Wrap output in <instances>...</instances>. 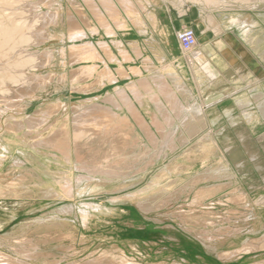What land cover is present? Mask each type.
Masks as SVG:
<instances>
[{
  "label": "rangeland",
  "instance_id": "1",
  "mask_svg": "<svg viewBox=\"0 0 264 264\" xmlns=\"http://www.w3.org/2000/svg\"><path fill=\"white\" fill-rule=\"evenodd\" d=\"M58 1V5H40L35 11V16L59 12L58 22L45 27V39L38 44L22 45V55L10 51L7 57L13 63L27 58L28 52L29 58L53 53L51 64L33 69L34 62L30 61L21 68L12 67L10 74L0 72L6 86L10 85L8 90L14 92L19 87L11 88L13 74L24 73L25 80L33 73L51 77L50 86L38 88L36 97L19 99L13 97V92L11 96L17 105L5 107L3 113L0 110V252L26 264H84L97 259L105 264H263L264 249L226 261L219 258L264 237V184L249 193L230 170L222 172L219 178L212 171L216 163H238L240 156L249 154L235 152L238 146L233 141L239 138L238 134L225 135L224 152L223 144L215 143L220 140L203 129L207 128L203 118L194 119L197 128L184 125L186 105H182L179 117H175L173 106L160 112L164 120L156 119L152 105L144 106L150 116L148 125L133 103L130 116L134 119L130 122L135 128L131 125L130 135L117 142L120 145L115 147L102 135L73 138V105L86 100L102 103L103 97L109 91L114 93L116 87L104 88L100 84L83 93L72 85L70 75L78 65L69 61L66 17L73 11L74 0ZM85 31L91 39L90 32ZM185 31H191L196 39L192 29L178 30L175 38L180 50L178 33ZM95 35L91 33L92 37ZM60 51L65 56H58ZM61 76L65 78L62 82ZM89 81L92 83H86ZM127 83L121 80L118 86ZM59 102L63 109L44 124L28 125L31 118ZM128 112L123 110L119 115ZM244 115L245 122L256 118L264 123L263 114L256 112L251 118L249 112ZM166 118L175 125L162 142L163 137L157 134L168 130ZM151 133L157 138L149 140ZM249 144H244L242 150L253 148ZM155 180L158 181L154 183ZM242 195L246 198L243 205L235 204L234 199Z\"/></svg>",
  "mask_w": 264,
  "mask_h": 264
},
{
  "label": "crops",
  "instance_id": "2",
  "mask_svg": "<svg viewBox=\"0 0 264 264\" xmlns=\"http://www.w3.org/2000/svg\"><path fill=\"white\" fill-rule=\"evenodd\" d=\"M128 1L130 9L118 5L119 24L107 16L110 33L98 25L94 38L90 33L95 42L108 46L106 53L96 43L97 52L104 59L109 56L106 66L115 74L107 85L135 86L137 96L132 104H137L145 123L150 117L146 105H152L158 120H164L160 112L174 106L175 97L177 104L191 109L185 110L189 119L194 108L203 106L202 116L195 113L194 119L205 120L207 128L203 129L221 141H215L216 145L222 143L226 152L225 135L238 134L239 138L233 141L238 146L235 152L249 153L240 156L238 163H216L213 171L217 178L230 170L249 193L262 187L264 131L258 133L256 129L264 130V123L256 118L245 122L244 114L249 112V118L256 112L264 115V0ZM184 28L192 29L196 36L197 55H193L191 65L185 61L186 55L175 38V33ZM121 53L129 58L124 59ZM97 64L104 65L99 61ZM119 69L122 73L117 74ZM121 80L128 83L118 86ZM165 94L170 96L167 102ZM122 109L128 111L125 106ZM130 115L128 112L123 117L133 120ZM248 142L253 148L243 151L242 146Z\"/></svg>",
  "mask_w": 264,
  "mask_h": 264
},
{
  "label": "bare ground",
  "instance_id": "3",
  "mask_svg": "<svg viewBox=\"0 0 264 264\" xmlns=\"http://www.w3.org/2000/svg\"><path fill=\"white\" fill-rule=\"evenodd\" d=\"M34 2H35V0H0V64L5 63V62L8 63V64H6L7 66L6 65L0 66V72L1 73L6 71L8 74H10L11 73L10 69H12V67L21 68L22 66L30 63V61L34 62V65H32L33 69H34V67L39 68V66L44 67V66H47L48 64H51L52 59L55 58L53 53H43L40 56H38L39 58H33V57L29 58L28 55L30 54V52H28V54H26L27 58H21L20 60H17L16 62L12 63V62L8 61V59H7L8 55L11 54L10 51H13V53L18 52V54H17V56H18L21 54L20 50L22 49V47L25 46L27 43L32 42V43L38 44L39 42L44 40L45 39V27L47 25L53 24L55 22V20H56V22H58L57 16H59V12L47 13V14H43V15H39V16L34 15L35 11L39 8L40 5L46 6V7L47 6L51 7V6H53L54 2L55 3L57 2V5H58V3H59L58 0H41V1L36 2V3H34ZM208 4L210 5V3H208ZM118 5L120 7H122L123 9H130L131 2L128 0H79V2L76 3V1L74 0L73 5H72L73 11H69V12L67 11L68 12L67 17L65 16L66 17V23H67V36H68L67 38L70 41L69 61H70L71 65L72 64L78 65V68L74 69L70 75L72 78V85L74 87L78 88L79 90H81V92H83V93L86 92L85 90L90 91L89 89H92L93 87H99L100 84L103 85L104 88L107 87V83L111 82V80L115 76V74L106 66V60L108 59L109 56H106L107 58L104 59L101 56V54H99L96 50V43H97V45L99 47L103 48L104 50L106 49V53L107 52L109 53V51H107L108 46H106V43H103V42L102 43H99L97 41L95 42L93 39L94 37L89 39L86 35L85 30H87L88 32H90L94 35L97 33L96 30L98 28L96 27V25H98L103 29L105 28L107 30V32L110 33V30L107 29V28H109V25L106 22V20L108 19L107 16L111 20L114 21V24L117 22L115 25L119 24L118 23L119 20L117 21V15H119L118 14V10H119ZM135 12H136V10H135ZM129 13L131 14V12H129ZM126 15H128V14L126 13ZM130 17H132V15H130ZM135 18H133V19H135ZM140 23H142V22L140 21ZM64 26H66V25H64ZM195 47H196V39L194 40L193 44L188 49H185L184 47H182V49H181L183 52L184 51L186 52L184 55H186L185 61L187 62L188 65H191L193 63L192 62L193 61V55H195L197 52V50H195ZM58 53H59L58 56H60V57L65 56V53H62V51H60ZM122 55H123L124 59L129 58V57H126L124 54H122ZM195 57H197V56H195ZM98 61L104 63V65L103 64L102 65L105 67H103L102 65H98L97 64ZM198 63H199V61H198ZM66 64H67V62H66ZM23 70H22V72H23ZM14 73H16V72H14ZM120 73H122V72L121 71L119 73L117 72V74H120ZM23 74L24 73H22V75L21 74L20 75L19 74L18 75L13 74V76H12L11 88H18L19 87L17 90H15V92H14V89H13V91L8 90L10 85L6 86L4 79H2V77H0V82L2 83V89H0V110L2 111V113L6 112L5 107L8 109H11L12 107H15L17 105L14 103L11 95L15 94L13 97H16L19 99L21 97L27 98L29 96L30 97H36L37 96L36 90L38 91V88L42 87V89H43L44 87L46 88L47 86L48 87L50 86L51 77L43 78L41 75L37 76L33 73L30 76H28L29 78L27 77L29 80L28 79L25 80L26 77ZM8 79L11 80V77H9ZM64 79H65L64 76H61L59 81L62 82V81H64ZM87 80H91L92 83L89 81L91 84L90 83L87 84L86 83ZM66 81H68V80H66ZM28 83H30V84L26 85V87H24L25 84H28ZM140 83L142 84V83H146V82L141 81ZM43 91L44 90H41V93H40L41 96H43ZM136 91H137V89L133 85L129 86L127 88H122V89H116L115 88L114 93L109 91L108 94H106V96L103 97L102 103L96 102L97 100H94V101L86 100L82 104H79V105L74 104L73 109H72V118L73 119H72V127H71V128H73L74 135H75V137H73V138H75V140H76V138H78L79 136L80 137L81 136L94 137L97 135H102L103 137H105V139H110L111 144L115 145V147H116L117 142L119 143V140L126 139V137H128L132 131L131 130L132 129L131 128L132 123L130 122V119L127 117H123V115H119V112L123 111L122 106H126L125 108H128L129 113L132 114V110H133L134 106L132 105L131 102H132L133 97L136 99V96H137ZM13 92H14V94H12ZM126 92L128 93L129 96H127L125 94ZM35 93H36V95H35ZM163 98L167 102V100L170 98V96L168 94H165ZM177 99L178 98L175 97V103H174L173 110H172L175 113V117H179V116H177V114H180V112L182 110V106L177 104V101H178ZM119 103H121V105ZM2 106L4 107V109ZM51 107L53 109H50ZM51 107H48V110L42 112L41 115L38 114V115H36V117L34 116L33 119L31 118L30 121L28 122V125L35 127V125L44 124L51 117V115H53L56 112L63 109L64 105H62V102H59L58 105L51 106ZM186 107H188V106H186ZM194 109H196V111ZM194 109H192V110H194V111H192L193 112L192 114H194V115H195V113L200 114V112L202 111V109H198V108H194ZM194 115H191V117H190L191 122H187L188 119L186 117L185 118L187 120L184 118L185 119L184 120L185 126L188 125L189 128L190 127L197 128L193 122L194 118H195ZM170 116H172V115H170ZM196 116H197V114H196ZM1 119H2V116H1V112H0V124L2 123ZM15 125H17V124H15ZM165 125L167 126L168 130H166V128H165V130H161L157 134V136H160V138L163 137V139H161L162 142H164L167 132L171 131V129L173 128L175 123L173 120L166 118ZM1 127L2 126H0V128ZM132 127L135 128L133 125H132ZM181 127H183L182 124H181ZM192 128H191V130H192ZM185 130H187V129H185ZM58 131H60V130H58ZM191 133L195 134L196 131H195V133L194 132H191ZM59 134H60V132H59ZM148 136H149V138H148L149 140H152L153 138H157V136L153 133L148 134ZM113 138L115 140H111ZM47 140H46V142H47ZM182 140H183V138H182ZM90 141H92V140L90 139ZM74 144L75 143L73 141V145ZM120 144H117V145H120ZM113 150L115 151V149H113ZM120 151H121V149H120ZM116 152H118V148H117ZM114 155H115V153H114ZM88 157L89 156H87V158ZM108 157H109V155H107V158ZM109 158H111V157H109ZM212 169H214V168H212ZM206 170H208V168ZM209 170H211V169H209ZM199 175H202V174L199 173ZM199 175H197L198 177H196V179L199 178ZM163 176H167V175H163ZM206 176L207 175H205V177ZM202 178L203 177H201L200 180ZM206 178H208V177H206ZM210 178H212V177H210ZM158 180H155L154 183ZM194 182H198V181L194 180ZM203 182H204V180H203ZM193 185H194V183H193ZM205 188H207V187H205ZM148 190H146V191H148ZM69 191L71 192L70 189H69ZM144 191H145V189H144ZM70 192H69V194H70ZM10 193H12V192H10ZM160 193L162 194V192H160ZM198 194H201V193H198ZM142 195H143V193H142ZM176 196L177 195H175V197ZM196 197H197V195H196ZM243 200H246V198L242 195L241 197H236V199H234V202H235V204L238 203L240 205V204H242ZM147 204H148V202H147ZM192 204H194V203H192ZM239 214H242V212H239ZM234 215H237L236 212ZM208 224H209V222H208ZM63 225H64V223H63ZM67 235H68V233H67ZM59 237H60V235H59ZM24 240L25 239H23V242H24ZM16 243H18V241ZM29 244H31V243H29ZM34 246H36V245H34ZM259 249H264V237L253 241L251 244L244 245L242 248H239L237 250L230 251L227 253L225 252L224 254L219 255V258H220V260L226 261V260H230L232 258L234 259V257H236V256L239 257L242 255H247V254L253 253ZM20 253H22V252H20ZM27 257L28 256H26V258ZM0 264H26V263L16 261V260L10 258L9 256L0 252ZM84 264H105V263L102 259L101 260L97 259V260H91V261L86 262ZM107 264H111V263L108 262Z\"/></svg>",
  "mask_w": 264,
  "mask_h": 264
},
{
  "label": "built area",
  "instance_id": "4",
  "mask_svg": "<svg viewBox=\"0 0 264 264\" xmlns=\"http://www.w3.org/2000/svg\"><path fill=\"white\" fill-rule=\"evenodd\" d=\"M179 40L181 41L182 47L188 49L194 42V37L191 31H185L181 34L179 33Z\"/></svg>",
  "mask_w": 264,
  "mask_h": 264
}]
</instances>
